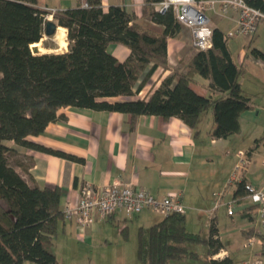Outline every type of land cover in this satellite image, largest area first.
<instances>
[{"label": "trees", "instance_id": "1", "mask_svg": "<svg viewBox=\"0 0 264 264\" xmlns=\"http://www.w3.org/2000/svg\"><path fill=\"white\" fill-rule=\"evenodd\" d=\"M160 1L145 0L141 9V20L148 18L158 30L123 6L112 5L104 11L101 0L64 10L38 7L36 0H0V264H59L53 239L59 223L69 221L60 209L62 190L28 185L11 165L9 154L13 144L83 162L31 140L48 124L65 119L61 109L122 113L129 116L130 128L140 116L175 117L195 136L201 115L211 109V138L227 139L240 132V116L251 102L238 82L242 70L232 61L227 39L217 28L212 30L211 49L192 46L195 51L180 60L181 69L173 70L146 99H135L157 68L168 67L167 39L176 37L183 27L172 9L164 13L154 9ZM245 1L264 13V0ZM47 15L66 31L64 52L39 53L30 47L44 38ZM42 45L49 47L46 41ZM111 45L127 47L128 56L119 60L109 52ZM195 77L208 81L207 96L193 90ZM244 182L242 177L233 185L237 203L246 198ZM252 208L253 204L243 209L251 221ZM198 244L206 245L203 254L191 248ZM224 247L213 219L206 237L188 232L184 214L177 213L137 231L140 264H235L227 256L214 258ZM261 258L264 262V247Z\"/></svg>", "mask_w": 264, "mask_h": 264}, {"label": "crops", "instance_id": "2", "mask_svg": "<svg viewBox=\"0 0 264 264\" xmlns=\"http://www.w3.org/2000/svg\"><path fill=\"white\" fill-rule=\"evenodd\" d=\"M36 1L38 7L49 10H64L81 5L80 0H55L52 5L47 4V0ZM144 3L145 0H101L104 11L112 5L123 6L138 20L159 30V27L148 18L141 20ZM209 18L212 28H217L223 34L234 27L231 17L219 18L211 15ZM222 23H229L231 27L225 31L220 27ZM183 28L176 37L167 39L168 67L157 68L149 83L142 88L135 99H146L160 86L164 78L172 75L173 70L181 69V59H187L194 53L190 31L185 28L188 30L186 32ZM229 40H235L232 49ZM226 44L232 61L242 70L238 82L243 94L250 99L251 108L247 110L249 113L262 103L258 97L250 96L252 93L249 91L264 88V23L258 25L251 38L234 37L228 39ZM48 46L41 53H61L67 50V42L63 49H57L53 42ZM110 50L121 61L129 54V50L123 45H115V48H109ZM252 50H257L263 56L254 54ZM207 84V80L195 77L191 86L198 94L207 96L209 94ZM59 113L65 116L63 121L48 124L42 134L31 140L47 148L81 158L83 162H73L11 144L13 151L9 154V161L28 185L39 188L59 187L62 190L61 210L68 204H77L79 188L85 183L102 187L112 182H121L130 184L134 188L144 189L159 199L170 194H180L186 211L185 225L186 216L200 218L204 215L203 225H206L208 234L211 219L215 220L219 240L225 246L220 255L233 260L230 250L224 244L225 239L227 243L230 241L229 237H232V233H222L219 228V215L224 210L228 217L234 216V211L232 215H228L226 208V203L233 199L234 187L231 186L223 194L221 205L214 209L215 195L223 190L231 172L223 176L214 163L216 157L214 145L222 139L211 138L208 134L214 125L211 109L201 115L197 125L199 132L196 136L193 130L175 117L163 120L156 116H140L136 119L134 127L130 128L129 116L118 112L69 107L61 109ZM241 177L245 179L244 176ZM245 181L248 182L246 179ZM245 199L247 198L237 204L242 205ZM243 209L240 216L247 219L250 224L248 228L240 229L244 244L251 235L250 228L254 225L251 220L244 217ZM150 213L153 214L149 210H144L138 215L127 218L118 212L114 217L106 221H98L86 228L83 233L73 221H64L59 223L57 235L60 232L65 237L77 235L76 237L83 244L92 246V236H98L106 231L105 224L115 222L120 225L121 222V238L125 241L131 230H135L137 236L140 227L153 224ZM106 241L104 238V244ZM254 255L255 253L250 254V258L234 263L251 262L255 259Z\"/></svg>", "mask_w": 264, "mask_h": 264}, {"label": "built area", "instance_id": "3", "mask_svg": "<svg viewBox=\"0 0 264 264\" xmlns=\"http://www.w3.org/2000/svg\"><path fill=\"white\" fill-rule=\"evenodd\" d=\"M82 6H86L87 0H80ZM172 9L177 22L190 31L192 46L196 50L205 51L212 47V26L209 16L219 18H232L234 27L224 34V39L234 37L244 39L251 38L260 23H264V13L251 7L245 0H162L154 4L157 12L164 13ZM45 20H52L51 15L45 16ZM238 163L226 180L223 190L215 195L214 209L221 205L223 194L242 178L238 176V170L244 169L247 161V153L237 154ZM264 166V159L262 161ZM246 198L255 206L257 215L256 233L260 239H256L259 246L264 247V185L254 186L244 182ZM236 199L226 203L227 214H233V205ZM144 210L161 217L173 213L184 214L185 206L182 204L180 194H170L163 198H155L144 189L134 188L130 184L112 182L99 187L85 183L79 188V198L76 205L68 204L64 207L63 216L66 220L73 221L83 233L86 228L93 226L98 221H106L122 213L125 217L138 215ZM254 238H248L242 245L243 248H251ZM220 252L214 258H220ZM245 264H250L248 261ZM254 264H264L262 260Z\"/></svg>", "mask_w": 264, "mask_h": 264}, {"label": "rangeland", "instance_id": "4", "mask_svg": "<svg viewBox=\"0 0 264 264\" xmlns=\"http://www.w3.org/2000/svg\"><path fill=\"white\" fill-rule=\"evenodd\" d=\"M55 0H47V4L52 5ZM220 27L227 31L231 25L220 24ZM188 32L185 27L183 28ZM66 34V32H65ZM66 39V38H65ZM46 41L47 44L55 43L57 49L60 48L58 43L53 37H45L39 43V47L35 48L37 52L41 53L44 51L42 42ZM229 45L234 48V41L229 40ZM110 49L115 48V45H111ZM32 49V48H31ZM34 50V49H33ZM112 53V51H109ZM250 96H256L262 101L261 105L253 110L243 112L240 119V132L234 134L227 139H222L214 145L216 157L214 163L216 168L222 172L223 176L228 175L233 166L239 161L237 154L239 152L247 153V161L244 169L238 170V176H244L245 179L254 186L264 185V166L262 161L264 159V88H256ZM256 92V93H255ZM262 107V108H261ZM256 141L258 143H256ZM251 205L247 199L244 200L243 204L233 205L234 216L228 217L224 210L219 215V228L222 233L231 232L232 237H229V242L226 239L224 244L226 248L230 250L231 257L234 262H242L244 259L250 258V254L255 253V259L250 264L262 260L261 249L256 243V239L261 240V236L256 233L257 215L255 208H252L251 213L253 220L251 237L254 238V244L251 248H243L240 235V229L248 228L249 222L240 216V212L245 206ZM186 213V211H185ZM150 217L153 223L162 219L161 216L151 214ZM185 228L188 232L199 233L201 236H207L206 225H203L204 215L200 218L197 216H186ZM215 219V218H214ZM233 220V221H232ZM106 231L100 233L98 236H92V246L83 244L75 235L65 237L62 232L54 237V252L57 257L59 264H140L136 255V232L135 230L130 231L128 238L123 241L121 238V222L117 225L115 222H109L105 224ZM229 228H231L229 230ZM227 229V230H226ZM249 237V238H251ZM104 238L106 243L104 244ZM195 252L203 254L206 250V245L198 244L191 247ZM222 257V256H220ZM224 257V256H223ZM263 261V260H262ZM264 263V262H263ZM24 264H33L31 262H25Z\"/></svg>", "mask_w": 264, "mask_h": 264}, {"label": "bare ground", "instance_id": "5", "mask_svg": "<svg viewBox=\"0 0 264 264\" xmlns=\"http://www.w3.org/2000/svg\"><path fill=\"white\" fill-rule=\"evenodd\" d=\"M66 34L65 30L62 27H58L56 30V33L54 35V40L58 43L60 48H65L66 47ZM32 49L38 48L39 43H34L30 46Z\"/></svg>", "mask_w": 264, "mask_h": 264}, {"label": "water", "instance_id": "6", "mask_svg": "<svg viewBox=\"0 0 264 264\" xmlns=\"http://www.w3.org/2000/svg\"><path fill=\"white\" fill-rule=\"evenodd\" d=\"M58 26L52 21V20H47L44 24V36L45 37H53L56 33ZM33 52H37V50L34 48L32 49Z\"/></svg>", "mask_w": 264, "mask_h": 264}]
</instances>
